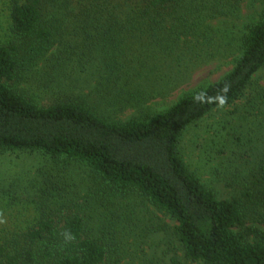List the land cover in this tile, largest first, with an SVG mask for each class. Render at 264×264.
Listing matches in <instances>:
<instances>
[{"label":"trees","instance_id":"16d2710c","mask_svg":"<svg viewBox=\"0 0 264 264\" xmlns=\"http://www.w3.org/2000/svg\"><path fill=\"white\" fill-rule=\"evenodd\" d=\"M240 1L11 0L14 38L0 43V149L39 150L54 159L86 162L110 188L138 193L176 220L178 237L193 261L264 264V241L248 238L259 233L264 240V231L245 228L240 201L218 198L179 151L184 129L219 107L225 85V104L233 103L264 67V12L243 34L242 53L231 70L159 112L111 121L84 100L63 97L41 105L16 85L66 31L88 49L90 39L93 49L145 35L173 51L183 37L189 41L203 33L197 27L201 22L228 14ZM46 194L34 222L0 242V264H107L104 236L87 230L85 217L63 192ZM261 199L264 205V191ZM261 221L264 225V215ZM65 231L75 239L66 243Z\"/></svg>","mask_w":264,"mask_h":264},{"label":"rangeland","instance_id":"374dc122","mask_svg":"<svg viewBox=\"0 0 264 264\" xmlns=\"http://www.w3.org/2000/svg\"><path fill=\"white\" fill-rule=\"evenodd\" d=\"M263 12L264 0H241L228 14L201 22L203 33L189 41L183 37L173 51L145 35L93 49L90 39L88 49L66 31L16 85L41 105L63 97L84 100L111 121L159 112L231 70L242 53L243 34ZM10 13L11 0H0V43L14 38ZM179 151L218 198L240 201L245 228L264 231V67L240 99L187 126ZM46 192H63L85 217L87 230L104 236L107 264H206L186 256L177 221L145 197L110 188L86 162L39 150L0 149V242L34 222ZM248 238L264 241L259 233Z\"/></svg>","mask_w":264,"mask_h":264},{"label":"clouds","instance_id":"9594fccd","mask_svg":"<svg viewBox=\"0 0 264 264\" xmlns=\"http://www.w3.org/2000/svg\"><path fill=\"white\" fill-rule=\"evenodd\" d=\"M229 90V86L228 85H225L220 91L222 93V95H220L218 97V100H219V106L223 107L224 104L226 103L227 101V97H226V93L228 92ZM202 96L203 94H198V96L196 97L197 99H202ZM4 221L2 219H0V223H3ZM62 236H63V239L64 241L67 243V242H71L75 239V236L69 232V231H65L62 233Z\"/></svg>","mask_w":264,"mask_h":264}]
</instances>
